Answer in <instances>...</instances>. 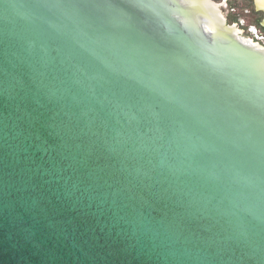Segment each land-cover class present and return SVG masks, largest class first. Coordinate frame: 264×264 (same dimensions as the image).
<instances>
[{"label": "water", "instance_id": "1", "mask_svg": "<svg viewBox=\"0 0 264 264\" xmlns=\"http://www.w3.org/2000/svg\"><path fill=\"white\" fill-rule=\"evenodd\" d=\"M190 9L0 0V264H264V51Z\"/></svg>", "mask_w": 264, "mask_h": 264}, {"label": "flooded vegetation", "instance_id": "2", "mask_svg": "<svg viewBox=\"0 0 264 264\" xmlns=\"http://www.w3.org/2000/svg\"><path fill=\"white\" fill-rule=\"evenodd\" d=\"M187 8L186 0H176ZM194 17L213 20L217 34L233 36L264 51V0H192ZM206 31L214 33L203 25Z\"/></svg>", "mask_w": 264, "mask_h": 264}, {"label": "bare ground", "instance_id": "3", "mask_svg": "<svg viewBox=\"0 0 264 264\" xmlns=\"http://www.w3.org/2000/svg\"><path fill=\"white\" fill-rule=\"evenodd\" d=\"M185 3L188 5V6H190L192 9H194L195 10V8H193V7H195V3H194V1H192V0H186L185 1ZM208 20V19H207ZM211 23H213L215 26H216V24H215V22L213 21V20H209Z\"/></svg>", "mask_w": 264, "mask_h": 264}]
</instances>
